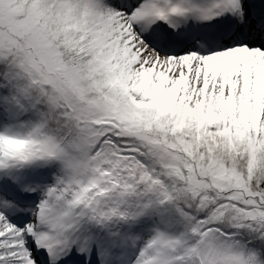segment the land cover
<instances>
[{
    "label": "snow or ice",
    "instance_id": "1",
    "mask_svg": "<svg viewBox=\"0 0 264 264\" xmlns=\"http://www.w3.org/2000/svg\"><path fill=\"white\" fill-rule=\"evenodd\" d=\"M0 264H264V0H0Z\"/></svg>",
    "mask_w": 264,
    "mask_h": 264
}]
</instances>
